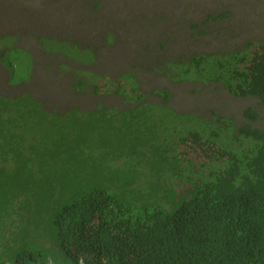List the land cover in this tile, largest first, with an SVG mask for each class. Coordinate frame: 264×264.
I'll return each mask as SVG.
<instances>
[{"label":"trees","instance_id":"1","mask_svg":"<svg viewBox=\"0 0 264 264\" xmlns=\"http://www.w3.org/2000/svg\"><path fill=\"white\" fill-rule=\"evenodd\" d=\"M42 40L75 58L66 41ZM3 50L1 62L16 53L15 83L28 81L31 54ZM165 65L176 82L216 83L264 106V41ZM106 80L129 107L60 113L30 93L0 94V264H264L258 111L237 125L216 110L176 111L168 89L146 101L132 73Z\"/></svg>","mask_w":264,"mask_h":264},{"label":"rangeland","instance_id":"2","mask_svg":"<svg viewBox=\"0 0 264 264\" xmlns=\"http://www.w3.org/2000/svg\"><path fill=\"white\" fill-rule=\"evenodd\" d=\"M42 39L66 41L75 58L46 49ZM250 39L264 41V0H0V94L30 93L60 113L88 111L99 103L125 109L130 104L117 92L105 93V82L132 73L146 101L160 103L155 92L168 89L176 111L207 115L216 110L237 125L244 110L254 107L260 114L255 126L264 129L258 99L235 97L216 83H179L165 74L170 72L166 62L227 53ZM75 44L93 50L95 61L85 63ZM13 45L33 58L31 75L24 67L20 73L30 75L26 82L15 83L23 78L13 79L8 71L14 51L1 63L3 49ZM96 77L104 80L97 88L90 83Z\"/></svg>","mask_w":264,"mask_h":264},{"label":"clouds","instance_id":"3","mask_svg":"<svg viewBox=\"0 0 264 264\" xmlns=\"http://www.w3.org/2000/svg\"><path fill=\"white\" fill-rule=\"evenodd\" d=\"M30 53V52H29ZM2 63V62H1ZM3 65V64H2ZM4 66V65H3ZM5 67V66H4ZM6 68V67H5Z\"/></svg>","mask_w":264,"mask_h":264}]
</instances>
